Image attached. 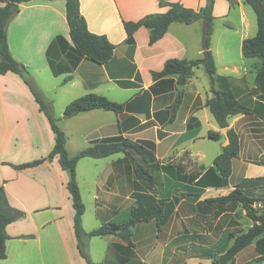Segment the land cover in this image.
Here are the masks:
<instances>
[{"label": "crops", "instance_id": "0c3cea01", "mask_svg": "<svg viewBox=\"0 0 264 264\" xmlns=\"http://www.w3.org/2000/svg\"><path fill=\"white\" fill-rule=\"evenodd\" d=\"M171 1L194 9L206 4V0ZM167 8L158 0H79L88 29L104 34L115 45L104 64L82 57L72 66L76 57L70 51L64 0L21 3L7 24L11 54L26 66L46 100L59 102L52 113L66 136L69 155L95 141L123 137L150 146L159 164L149 182L136 175L123 152L78 160L76 179L85 205L82 226L87 231L109 221L124 222L130 209L148 208L153 200L173 206L159 227L154 218L137 222L132 227V245L114 235L91 237L88 253L95 264H212L201 255L202 250L222 245L234 224V212L232 205L205 199L226 195L235 185L264 191V180L255 181L264 177V163L259 162L264 159V91L254 81L259 60L241 53L242 40L256 32L242 0L232 6L227 0H214L209 46L216 67L214 88L219 89L217 77H226L223 87L247 108L228 117V127L238 136V154L231 159L226 185L204 186L195 194L199 188L195 181L177 179L176 164L192 175L211 167L222 141L208 136L220 128L205 106L211 93L202 66L194 68L182 86L181 102L172 119L169 107L179 89L176 77L154 80L151 76L169 58L190 60L203 55L202 22H172L152 44L148 30L139 27L133 42L125 41L123 21H137ZM218 21L225 28L216 33ZM219 33V37L230 33L234 38L221 40ZM57 37L67 43L65 51ZM66 76L70 78L63 82ZM118 81L133 85L121 86ZM86 93L125 102L127 107L120 113L96 108L63 117L65 105ZM53 144L49 121L22 78L11 71L0 74V185L9 205L23 212L5 227V257L0 264H87L76 245L74 209L66 187L69 175L57 157L14 167L45 157ZM248 246L253 253L254 244ZM246 247L235 255V264Z\"/></svg>", "mask_w": 264, "mask_h": 264}, {"label": "trees", "instance_id": "16d2710c", "mask_svg": "<svg viewBox=\"0 0 264 264\" xmlns=\"http://www.w3.org/2000/svg\"><path fill=\"white\" fill-rule=\"evenodd\" d=\"M30 0H0V74L8 71L17 73L34 96L47 117L52 131L54 132V144L49 153L42 158L35 159L23 164L14 165L16 168L34 166L43 160L51 159L56 156L60 167L65 170L69 179L66 187L69 191L74 209L73 228L76 237V245L80 256L87 264H95L88 253V241L94 236L114 235L121 238L128 245H132V227L140 221L155 219L157 226L164 224L173 206L167 201L157 202L153 200L150 206L144 208L130 209L126 221L105 222L100 226L85 230L82 226V215L85 211V205L81 198L80 189L76 179V164L82 157L101 158L113 153L123 152L134 165V170L139 178L145 181H152V170L157 169L159 164L152 148L138 141H132L128 138L116 137L103 139L93 142L91 145L79 150L73 155H69L65 148L66 136L57 125V118L52 113V107L49 101L45 99L40 88L34 82L26 66L17 61L9 50L7 41V24L11 17L19 11L20 4ZM232 6L236 0H227ZM248 4L256 16V32L253 36L244 38L241 42V53L245 58H257L259 65L256 70L254 81L260 91H264V0H242ZM159 5L167 6L163 13L146 14L137 21H123L125 31V41L133 42V34L139 27L148 30V42L152 44L163 36L172 22L184 24L192 23L196 20L202 22V41L201 48L203 55L195 59L169 58L165 60L161 70L152 71L151 76L154 80L164 77H176V84L179 87L175 98L169 107L170 119L174 118L175 112L181 102L182 86H184L191 77L194 68L202 66L208 77L209 92L211 96L206 99L205 106L213 116L217 126L220 129L225 128L229 142L222 146L221 152L213 159V165L199 174L183 173L184 167L176 164L177 179L182 181H195L199 188L195 189V194L199 193L200 188L208 185L222 186L227 184V178L231 172V159L237 156L239 151V141L236 132L228 127V117L244 113L247 108L234 99L232 93L225 87L219 85V89L214 88L215 81V63L211 55L209 46L210 38L213 32L214 15L212 9L214 0H206L203 7L194 9L185 7L178 1L158 0ZM65 17L69 29L70 51L74 53L76 59L71 64L75 66L82 57L96 63L104 64L108 62L115 48L104 34L91 32L85 18L80 13L79 0H64ZM63 51L67 48V43L62 37H57ZM54 69V68H53ZM55 71V70H54ZM56 72V71H55ZM70 76L63 78L66 82ZM227 80L224 76L217 77V81ZM121 86L133 85L130 81H118ZM125 102H116L108 99L104 95L97 93H86L78 96L67 103L62 111L63 117H70L77 113L91 110L104 109L114 113H120L125 110ZM209 138L220 140L222 134L219 131H209ZM264 163V159L259 161ZM264 180V177L255 179V181ZM186 194V193H185ZM183 195V194H182ZM216 201L219 204L240 205L245 215L251 220L249 227L239 233L226 235L227 244L218 248H204L201 255L209 258L212 264H235V255L249 244H254L257 255L253 259V264H260L264 261V191L254 192L252 188L245 189L240 185H235L226 195L216 198L205 199V202ZM23 212L9 205L3 187L0 185V259L5 257V240L7 234L5 227L10 222L21 217ZM98 264H107L104 262ZM144 264V263H140Z\"/></svg>", "mask_w": 264, "mask_h": 264}, {"label": "rangeland", "instance_id": "374dc122", "mask_svg": "<svg viewBox=\"0 0 264 264\" xmlns=\"http://www.w3.org/2000/svg\"><path fill=\"white\" fill-rule=\"evenodd\" d=\"M243 5H244L245 9H247V11H248V13L250 15V20H251L252 24L254 25V27L256 28V16H255L254 11L252 10V8L248 4L243 3ZM231 15H233V13H231ZM222 24L223 23L221 21L216 22V24H215L216 33H217V30L218 31L221 30V29L224 30L225 27H223ZM220 35L221 34L219 33L218 34V37ZM233 38H234V35L233 34H230V33L223 34L221 37H219V39H221V40H230V41ZM214 39H216V34H215ZM202 80H203V78L201 77V80L200 81H202ZM219 83L221 85L222 84V81L219 80ZM222 86H223V84H222ZM43 96L45 97L44 94H43ZM47 101H49V100H47ZM49 102L51 104L52 109L57 108L56 106H59L58 100L55 101V103H53L52 101H49ZM219 141L220 142L223 141V137H221ZM216 149H217V146H216ZM257 193H258V191H257ZM231 211L234 212V214H233L234 224H233L232 228L226 232V234H228V233H232V234L234 233V234H236V233H239V232H242V231L246 230L249 227V225L251 224V220L245 215V212L241 209L240 205H238V204L237 205H234L233 207H231ZM226 244H227V240H225L222 243L221 247L225 246ZM251 249L252 248H250L249 246L246 247L245 250L242 251L238 255V257L236 258V263L237 264H253V259L255 258L254 257V254L256 253V251L253 249V253H252ZM248 251H251V252L249 254H247ZM254 251H255V253H254Z\"/></svg>", "mask_w": 264, "mask_h": 264}, {"label": "water", "instance_id": "95a60500", "mask_svg": "<svg viewBox=\"0 0 264 264\" xmlns=\"http://www.w3.org/2000/svg\"><path fill=\"white\" fill-rule=\"evenodd\" d=\"M220 133L222 134L224 140L222 141V146H226L229 142L228 135H227V130L225 128L220 129Z\"/></svg>", "mask_w": 264, "mask_h": 264}]
</instances>
